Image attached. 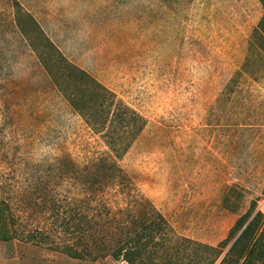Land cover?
<instances>
[{"label": "rangeland", "instance_id": "374dc122", "mask_svg": "<svg viewBox=\"0 0 264 264\" xmlns=\"http://www.w3.org/2000/svg\"><path fill=\"white\" fill-rule=\"evenodd\" d=\"M262 13L258 0H0V198L19 236L48 224L22 197L61 192V153L110 151L176 234L210 245L252 199L264 212V61L240 70ZM57 237L0 240V264H127L70 257Z\"/></svg>", "mask_w": 264, "mask_h": 264}, {"label": "trees", "instance_id": "16d2710c", "mask_svg": "<svg viewBox=\"0 0 264 264\" xmlns=\"http://www.w3.org/2000/svg\"><path fill=\"white\" fill-rule=\"evenodd\" d=\"M258 1L263 13L252 28L240 66L250 77L255 75L248 70L253 57L264 61V0ZM51 170L52 177L59 179L57 196L47 201L39 195L40 200L32 202L28 196L22 197V202L40 208L48 224L29 228L23 231L26 236H19L22 228L17 230L20 224L11 204L0 198V240L21 238L40 244L53 235L60 239L55 247L70 257L96 260L110 256L127 264H264V212L255 210L253 199L227 235L210 245L176 234L108 150L82 164L61 153ZM67 185L74 191H67L72 193L69 197L62 196Z\"/></svg>", "mask_w": 264, "mask_h": 264}]
</instances>
